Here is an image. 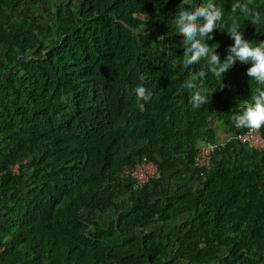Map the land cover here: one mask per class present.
I'll use <instances>...</instances> for the list:
<instances>
[{
	"label": "trees",
	"instance_id": "obj_1",
	"mask_svg": "<svg viewBox=\"0 0 264 264\" xmlns=\"http://www.w3.org/2000/svg\"><path fill=\"white\" fill-rule=\"evenodd\" d=\"M39 1L48 41L25 0H0V264H264V156L231 138L208 167L191 165L197 144L217 138L209 120L243 130L232 115L264 88L237 62L220 82L203 60L183 67L174 18L206 0ZM214 3L223 19L206 43L221 60L234 20L264 41V0ZM201 69L209 102L196 108L180 86ZM138 85L150 101L137 100ZM141 156L157 173L137 187L118 173ZM121 191L127 210L103 221Z\"/></svg>",
	"mask_w": 264,
	"mask_h": 264
},
{
	"label": "clouds",
	"instance_id": "obj_2",
	"mask_svg": "<svg viewBox=\"0 0 264 264\" xmlns=\"http://www.w3.org/2000/svg\"><path fill=\"white\" fill-rule=\"evenodd\" d=\"M238 9L249 17V21L253 24L259 22V13L253 12L247 3H234L232 12L235 13ZM222 19L223 11L214 3V0H206L203 4L195 7L189 5L180 10L174 21L178 27V34L183 36L181 41L184 47L183 67L191 68L203 60L207 71L211 72L220 82L223 74L239 61L250 64L246 70L248 77L264 85V41L254 45L249 39H245L239 22L234 20L227 30L234 42L229 45L227 55L223 60L220 59L215 48L206 43V40L213 39L215 29H221ZM206 75L207 72L203 69L193 72L190 78L180 86V91H192L191 99L196 108L209 102L206 95L207 90L203 87ZM141 79L143 80L144 77L141 76ZM197 81L200 83L198 84ZM133 91L137 100L145 103L150 101L153 95L143 85H138ZM232 122L237 128L253 131L264 127V88L256 89V94L251 97V103L242 105V110L232 115Z\"/></svg>",
	"mask_w": 264,
	"mask_h": 264
},
{
	"label": "built area",
	"instance_id": "obj_3",
	"mask_svg": "<svg viewBox=\"0 0 264 264\" xmlns=\"http://www.w3.org/2000/svg\"><path fill=\"white\" fill-rule=\"evenodd\" d=\"M231 138L237 143L244 145L246 148L252 149L264 156V136L259 130L253 131L244 128L241 131L233 133ZM224 143L225 141L220 139L198 143L195 153L192 156V167H208L211 157ZM12 169L14 170V168ZM156 173L157 167L155 162L141 156L132 163L123 165L118 176L128 178L135 186L141 187L147 183L149 179L155 177Z\"/></svg>",
	"mask_w": 264,
	"mask_h": 264
},
{
	"label": "rangeland",
	"instance_id": "obj_4",
	"mask_svg": "<svg viewBox=\"0 0 264 264\" xmlns=\"http://www.w3.org/2000/svg\"><path fill=\"white\" fill-rule=\"evenodd\" d=\"M26 4L29 6L31 14H36V13H40L41 14V18L38 19L37 24H36V29L37 31L41 34L42 38L46 39V41L50 40L51 36L53 35V26L51 23V20L49 19V12L48 11H43L41 8V3L39 0H34V3L32 0H25ZM47 4L50 6L51 5V1L47 0ZM10 12L12 14H16V17L19 18V14H18V10L14 7L11 8ZM63 20H65V18L63 17ZM237 65L239 68H242L243 70H247V68L250 66V64H244L241 63L239 61H237ZM68 104V96H62L61 100H60V106L61 108L66 107ZM209 124L210 126H212L215 129V133L217 135V138L225 141V143H227L230 139H231V135L230 133L225 130L216 120H209ZM219 155V154H215L214 158ZM220 156V155H219ZM25 158H22L20 161L23 163L25 162ZM256 160V159H255ZM259 159H257L256 161H258ZM231 163H235L233 162V160H231ZM16 166L17 163H15L12 168H14V172L16 171ZM177 167H173L170 171H172L173 169H175ZM181 171L185 174L186 178H189L188 184L185 188H190L194 182V177L193 175L190 173L188 168L185 167H181ZM173 185H171L172 187ZM111 200L113 202V206H110L109 208L105 209L106 211H104L103 214H100L98 217L102 216V220L106 221L108 218L114 216V214L116 213H120L123 212L125 210H127L128 208V202L125 196V193L123 191L121 192H117L114 193L111 196ZM114 212V213H113ZM96 214H98L96 212ZM188 219V215H182L178 218L173 219L172 221L168 222L167 224L163 225V229L165 233H170L172 231V227L175 224H179L181 223L183 220ZM98 220V219H97ZM101 220V218H100ZM101 220V222H102ZM151 228H155L157 229V227H151Z\"/></svg>",
	"mask_w": 264,
	"mask_h": 264
},
{
	"label": "bare ground",
	"instance_id": "obj_5",
	"mask_svg": "<svg viewBox=\"0 0 264 264\" xmlns=\"http://www.w3.org/2000/svg\"><path fill=\"white\" fill-rule=\"evenodd\" d=\"M211 161V160H210ZM200 168H202V167H200Z\"/></svg>",
	"mask_w": 264,
	"mask_h": 264
}]
</instances>
